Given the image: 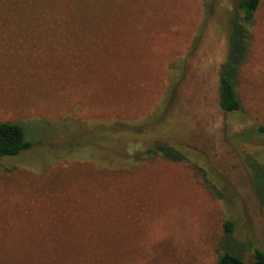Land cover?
<instances>
[{
	"label": "rangeland",
	"instance_id": "obj_1",
	"mask_svg": "<svg viewBox=\"0 0 264 264\" xmlns=\"http://www.w3.org/2000/svg\"><path fill=\"white\" fill-rule=\"evenodd\" d=\"M45 1L42 23L0 14V123L31 144L0 157V264H217L223 249L250 264L264 252V0L249 22L240 0ZM236 34L241 110L226 115Z\"/></svg>",
	"mask_w": 264,
	"mask_h": 264
},
{
	"label": "trees",
	"instance_id": "obj_2",
	"mask_svg": "<svg viewBox=\"0 0 264 264\" xmlns=\"http://www.w3.org/2000/svg\"><path fill=\"white\" fill-rule=\"evenodd\" d=\"M78 3H85L88 0H76ZM45 0H0V14L2 20L6 23H42L45 16ZM260 0H240L239 7L243 10L244 20L249 22L253 20L254 14L257 11ZM238 7V8H239ZM8 13L9 15H7ZM16 19H9L15 17ZM238 19L239 15H235ZM243 21V20H242ZM244 22V21H243ZM246 38L249 34L246 31ZM243 35L232 36L229 41V49L223 64L220 66L219 79H218V105L219 108L226 114L237 113L241 110V102L237 96L236 83L238 73L243 63L246 60L248 39L242 40ZM178 63L172 64L173 69L177 68ZM172 68V67H171ZM116 128L123 131L132 129L131 125L127 127L125 123L118 122L114 125ZM264 130L260 127L259 131ZM130 134H126L120 141L135 139L138 141V135L135 133L133 136L127 138ZM154 135V134H153ZM140 136V135H139ZM153 137V136H152ZM151 139V137H150ZM31 147V144L24 140L21 127L16 123H0V157L16 156L20 152L25 151ZM148 153L154 154L153 149H147ZM247 163V162H246ZM250 165V164H249ZM247 164V166H249ZM136 167V166H135ZM225 232L231 233L233 230V223L226 221L223 226ZM217 264H247L241 257L233 253L226 252L223 249L219 256ZM250 264H264V252L255 248L252 252V260Z\"/></svg>",
	"mask_w": 264,
	"mask_h": 264
}]
</instances>
